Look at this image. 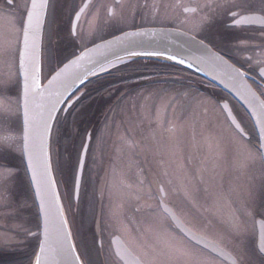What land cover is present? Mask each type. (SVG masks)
I'll list each match as a JSON object with an SVG mask.
<instances>
[{
  "label": "snow or ice",
  "instance_id": "obj_1",
  "mask_svg": "<svg viewBox=\"0 0 264 264\" xmlns=\"http://www.w3.org/2000/svg\"><path fill=\"white\" fill-rule=\"evenodd\" d=\"M61 4L62 0L0 3V217L21 220L13 228L15 235L0 234V248L21 242L16 237L24 236L35 240L34 256L27 264H93L77 254L58 191L60 182L53 173L63 172L65 164L69 167L70 207L87 183L89 154L103 156L105 144L114 135L115 158L101 191L103 196L107 190L108 204L95 218L93 245L103 248L106 231L126 235L127 240L113 242L116 264H216L220 257H227L231 264H256L258 257L264 264V231L253 249L248 228L255 216L264 218V174L259 181L246 174L257 161L264 167V91L257 95L243 83L248 72L231 63V56L226 59L223 49L209 39L224 19L230 21L226 31L258 26L260 44L232 39L231 47L252 53L243 59L252 62L250 70L264 81V0H80L63 9L66 35H57L44 58L42 29L50 17L55 23ZM138 17L142 24L173 27H140ZM125 27L135 30L123 31ZM185 27L187 31H181ZM110 30L120 34L105 39ZM173 33L182 38V49L187 46L202 53L196 57L200 65L225 69L229 80L243 83L241 95L256 116L258 143L247 140L243 123L231 114L226 138L211 133L198 138L197 125L203 130L208 123L201 120L208 113L206 107L200 111L201 105L209 101L187 90L125 91L105 109L110 115L105 116L103 127L81 128L79 121L72 122L71 135L79 138L75 155L69 153L68 160L58 161L54 168L49 137L59 133V112L70 111L64 105L75 107L74 101L79 102L69 92L81 82L80 76L95 75V67L105 71L100 61L110 65L109 55L123 62L116 51H124L128 58L166 56L184 64L183 58L162 50H133L137 37ZM68 46L78 48V54L64 55ZM45 59L51 67L50 78L45 77L43 84ZM118 91L109 93L110 101ZM157 129L174 135L158 139ZM186 129L191 130L188 140L183 137ZM228 160L245 172V178L225 189L222 179ZM169 191L180 196L189 211L171 204ZM152 199L155 205L147 202ZM224 206L229 208L226 221ZM190 212L200 220L190 218ZM33 218L35 227H26ZM214 220L226 224L225 229L210 233Z\"/></svg>",
  "mask_w": 264,
  "mask_h": 264
},
{
  "label": "rangeland",
  "instance_id": "obj_2",
  "mask_svg": "<svg viewBox=\"0 0 264 264\" xmlns=\"http://www.w3.org/2000/svg\"><path fill=\"white\" fill-rule=\"evenodd\" d=\"M76 53H75V51H73V54H76ZM129 64H131V62L126 63V64L121 65V66H126ZM121 66L114 68V69L108 71L107 73H103V74H100L97 76H104L108 73L111 74V73L115 72L118 68H120ZM97 76L91 78L90 80L97 78ZM153 78L154 79L157 78V80L159 81L158 84L154 83L153 86L149 85V84L143 85V86L137 87L134 92L140 91V90L151 91V90L161 88V87L166 88V89H172V90H175V89L187 90L193 96H195L199 99H203L205 101H209L208 103L201 105V109H200L201 112L203 111V109L205 107L208 109L207 116H202L201 120H207L208 123L203 130L199 127V125H197V127H196L197 137L199 138L201 135H208L209 133H211L213 136L222 135L226 138L230 134V133H228L229 130H228V127L226 126L227 120L225 119V116H224V114L220 108L219 102H218V100L221 99L223 96L222 91L211 86L210 84H207L206 82H204L202 80H199V82H190V81H187L186 78L178 80L177 78H174L171 76L170 77L168 76V78H165L164 76L160 77V74H157ZM163 78H165V80H166L165 83H163ZM138 80H143V79L140 78ZM145 80H148V79H145ZM134 82L135 81H133V82L130 81V82H126V84H120L119 86H115V87L110 88L108 90V93L104 94L100 98V100L102 102L103 110L105 107L108 108L109 103H111L113 101V99H114L113 97L116 95V93L114 95H112V98L110 101L109 100V93H112L114 89H118V88H119V91L125 90V88H127L128 86H130V84H132ZM88 89L89 88L86 89L82 85L81 88L79 89V91L83 92V94H85L84 92L88 91ZM131 91H132V89H130V92ZM228 99H230L231 106L234 109L235 113H237L238 117L240 119H242V121H244V122H250L248 116L245 114L243 109L233 99H231L230 97H228ZM79 105H77V106H79ZM77 106H76V108H77ZM90 108L91 109L94 108V110H95V107L93 104ZM68 112H66V114ZM66 114L65 113L62 114V115H65V118L60 119L61 123L56 126V128L59 129V133L58 134H56V133L52 134L51 139H50V141H51V146H50L51 147V158H52L54 168L56 167V164L58 161H67L68 157H69V153H72V155H74L73 151H75V145H78V143H79L78 137H73L71 135V137L67 136L64 139V136L63 137L61 136L62 135V129H63L62 128V125H63L62 122L67 119ZM106 115H110V113H106L104 110V113L101 116V120L98 123V124H100V126L98 125L99 127L97 129L103 127V125L105 124V116ZM94 120L95 119L92 118L91 122H94ZM76 121H79V126L81 128H84V125H85L84 118L78 119V120L76 119ZM71 125H72V122H71ZM120 131L122 133L123 129H121ZM115 132H116V129L113 128V133L115 134ZM147 132H148V130L145 129L146 134H147ZM156 135H157V138L159 139L161 137L167 138L171 135H174V133L165 132V131H162L160 129H157ZM190 136H191V130L186 129L185 132L183 133L184 139L188 140L190 138ZM114 138H115V136L113 135L111 138L108 139V141L104 147L103 156H101L99 153H95V155L93 153L89 154L88 160H87L88 170H86L87 183L85 185L83 193L80 196V199L75 202L76 204L74 205V207L72 205V202H71V206L69 207V201L67 198V193L69 191V188L67 186V181H68V178L70 177L69 176L70 175L69 167L67 166V164H65L63 172H61L59 169L54 171V177L60 182L58 191L61 194L62 203L64 204L66 212L70 218V227H71L72 232H73V238H74L75 244L78 248L79 253L81 252L84 259H85V257H84L85 255H84V252H83L84 249L82 248V246L85 243H83L82 238L84 237V232L86 231L85 229H87L88 225H89V227L91 225L93 226V223L91 224L92 220H94L95 217L96 218L101 217L102 210L108 204L107 190H104L103 196H101V191L104 188L105 179H107L106 173L110 171L111 162L115 158V153L112 151V147H111L112 140ZM61 143L64 146V148H62L61 150L62 151L65 150L66 154L64 153V155H62V151H61L62 158H61L60 153H59V157L57 158L56 157L57 151L54 150V147L59 151V146L61 145ZM57 146H58V148H57ZM55 159H56V161H55ZM232 163L233 162L231 160H228L225 167H224V170H223L222 184H223L224 188L227 186V184H225V181L227 180L228 177H230L232 175L231 174ZM153 170L156 171L155 166H153ZM66 201H67V204L65 203ZM33 211H35V209H33ZM7 219L9 221V227L7 228L6 227L7 225L5 226L4 224H0V234L7 233L9 235H15L13 228L16 224L21 223V220L19 218H17L15 220V222L12 223V218H7ZM11 223L13 224V227H11L12 226ZM25 226L34 228L35 227V219L33 218L31 220V223L26 224ZM92 226L89 230H92ZM214 226H216V225H214ZM217 228H219V227H217ZM112 234H113V232L106 231L103 235V242H104L105 246H107L106 248H110L109 236ZM16 239H17V241H21V242L14 243L13 245H11L9 247H3V248H10V249L14 248L15 249L18 247L21 248L22 246H25L24 248H27V247L31 248L33 241H34L33 239L25 238L24 236H17ZM87 242H86L87 245L93 244V237L89 238L87 240ZM95 245H97V244H95ZM20 256H21V254H20ZM109 259H110V257H109ZM112 259H113V256H112ZM106 260L109 261L107 258H106ZM90 261H92V260H90ZM257 261H259V259H256V262ZM108 264H112V263L108 262Z\"/></svg>",
  "mask_w": 264,
  "mask_h": 264
},
{
  "label": "flooded vegetation",
  "instance_id": "obj_3",
  "mask_svg": "<svg viewBox=\"0 0 264 264\" xmlns=\"http://www.w3.org/2000/svg\"><path fill=\"white\" fill-rule=\"evenodd\" d=\"M80 0H62V4H61V8L57 10L56 12V19H55V23L52 22L51 17L49 18L48 22H46V24L44 25V29H43V41H42V56L44 58H47V56L49 55L51 49H52V42L56 41L57 35L59 36H65L66 35V29H67V21H66V17L64 15L63 9H66L67 6L71 3H79ZM257 2H259V0H257ZM0 3H3V0H0ZM230 23V21H228L227 19H224L223 21H221L216 29L213 30V32L209 35V39L213 40L217 45H219V47L221 49H223V53H226L225 58L228 59L229 56H231V61L232 63L236 64L237 67H241V65L243 66V70L248 72L249 77L248 80L250 82V84L252 85V87L260 94L261 91H264V81L260 80V78L257 76V72L256 70H250L249 65L252 63L251 61L245 62L243 57L252 54L251 52H239L236 49L231 47V41L232 39H246L248 40L250 43L252 44H260L261 41V29L257 26V27H250V28H245L242 30H234V31H226V26ZM137 25L140 27H168L171 28L173 27V25H160V24H142L140 23V18H137ZM134 28H123V31H127V30H131ZM181 31H187V28H182ZM55 33V34H54ZM119 34V31L116 30H110V34L105 33L104 34V38H108L111 35H116ZM223 41V42H222ZM89 46V45H88ZM219 50V49H216ZM73 51H75V53L77 51H79L78 48H74L71 46H68L66 48H64V55H67L68 58L71 57L70 54H73ZM254 51V50H253ZM149 62H156V61H151L149 60ZM162 64H169L167 62H160ZM51 67L50 64H48L46 62L45 59V63L43 65V72H42V78L43 80H46L45 77L49 76V68ZM179 67V66H178ZM182 68V67H180ZM184 69V68H182ZM180 72V71H179ZM157 74H160V77L164 76L165 78H168V76L170 77H174L177 78L178 80L184 79L186 78L187 81L190 82H199V80H202L204 82H206L205 80L199 78L198 76H187L185 77V75H183V72L177 73L176 72H161V73H154V74H148V75H142V76H137L134 78H130L128 80H126L123 83H115L113 84L110 88L115 87V86H119L120 84H126V82H133L134 83L130 84V86H128L127 88H125V90H120L118 92H115L116 95L113 97V101H115L116 96H118L120 93L128 91L130 92V89H132L131 92H134L135 89L137 87L143 86V85H152L154 83L158 84V80L157 78L154 79L153 77H155ZM148 79V80H145ZM143 79V80H138V79ZM165 78H163V83L166 82ZM162 82V81H161ZM207 84H210L211 86L219 89L220 91L223 92V96L221 99L218 100L220 108L225 116V119L227 120L226 122V126L228 127V133H230V128H229V123L230 120L228 118V116L226 115L223 107L221 106V103L223 101H227L230 106H231V101L230 99H228V97H230L231 99H233L228 93H226L225 91H223L221 88H219L218 86L206 82ZM109 88V89H110ZM108 89V90H109ZM119 89V88H118ZM108 90L106 92H104V94L108 93ZM73 94V93H72ZM71 94V95H72ZM75 94V93H74ZM103 94V95H104ZM70 95V96H71ZM234 100V99H233ZM235 101V100H234ZM236 102V101H235ZM237 103V102H236ZM71 107V105H70ZM69 107V108H70ZM232 112L234 113L236 119L238 120V122H242L243 126L246 129L247 132V140L250 141L253 144L258 143V133L256 131V128L254 126V124L252 123V121L250 120L248 114L246 113V111L243 109V111L245 112V114L248 116L250 122H244L242 121V119H240L237 115V113H235L234 109L232 108ZM62 111V110H61ZM54 151V150H53ZM55 158V157H54ZM145 171L146 174L148 175L149 179H152V172L148 171L147 165H145ZM231 176L227 178V180L225 181V184H227V186L225 187V189H227L229 187V185H233L235 186L237 183H240L243 181V179L245 178V172L243 170H241L240 168H238L237 166H235L232 163V172H231ZM247 175H255L257 177V180L259 181V179L261 178L262 174H264V167L261 166L260 162L257 161L256 164L252 167H250L249 169H247ZM106 180V179H105ZM105 185V183H104ZM153 191H156L157 185L153 184L152 185ZM106 190V189H105ZM169 201L171 204H174L177 208H181L184 209L185 211H189L188 206L183 202V200L181 199L180 196L172 193L171 191H169ZM150 204L155 205L157 203V201L155 199L152 200H148L147 201ZM228 212H229V208L227 206H224L223 208V216H224V220L226 221L228 218ZM89 216V215H88ZM195 217L196 221L200 220L199 216H196L195 213H191L190 212V218L191 217ZM96 218V217H95ZM16 219L12 218V223L15 222ZM262 220H264V218H262L261 216L257 215L254 217V221H250L248 228H249V246L253 249H255L256 245L259 242V228H262V231H264V223H262ZM11 223V227H13V224ZM93 223L92 226V230H89L91 228V226L89 227V225L87 226V229H85L86 231L84 232V237L83 239V246L82 248L84 249V257L85 259H89L92 260L93 264H108V262H111L112 264H116V261L114 260V256L112 255L113 252V244H112V238L114 236H118L122 241H125L128 239V237L126 235H121L120 233H113L112 235L109 236V244H110V248H106L107 246H105L104 242H103V248L101 249L100 244L97 243V245H93V244H86L87 240L89 238L94 237L95 235V219L92 220L91 224ZM214 228L209 230L210 233L214 234L217 231H223L226 227V224H221L217 221H213ZM0 224H4L7 228L9 227V221L7 218L1 217L0 218ZM219 227V228H217ZM97 239H100L99 237H97ZM88 243V242H87ZM87 245V246H86ZM25 246H22L21 249H23ZM14 248H0V264H20L21 260L23 261V257L26 254H4L7 251L13 250ZM15 249H20V247L15 248ZM14 249V250H15ZM104 249V250H103ZM113 256V259H112ZM110 257V259H109ZM106 258L109 260L107 261ZM258 259V257L256 258ZM258 262V263H257ZM256 264H261V262L257 261ZM216 264H231V261L225 260L223 258H217L216 259Z\"/></svg>",
  "mask_w": 264,
  "mask_h": 264
},
{
  "label": "water",
  "instance_id": "obj_4",
  "mask_svg": "<svg viewBox=\"0 0 264 264\" xmlns=\"http://www.w3.org/2000/svg\"><path fill=\"white\" fill-rule=\"evenodd\" d=\"M155 28H160V27H155ZM43 29H44V26H43ZM43 29H42V41H43ZM132 30H135V29H131V30H127V31H132ZM119 34H116V35H119ZM110 38L111 37H108L106 39H110ZM135 40L137 41V44H138V46L133 49L135 51L162 50V51H165L168 54L178 55L180 58H183L185 60V63L184 64H180V63H178V61L169 60V59L166 58V56L165 57L136 56V57L128 58L125 55L124 51H116L115 52V56L121 57L123 62L119 63L117 66H114L110 70H112L114 68H117V67H119L121 65H124L126 63L132 62L134 60L147 59V60H155V61L167 62V63L175 64V65L180 66V67H182L184 69L192 71L193 73L204 77L208 81L212 82L213 84L217 85L218 87L223 89L225 92L230 94L245 109V111L248 113V115L250 116V118H251V120H252V122H253V124H254V126L256 128V131H257L258 137H259L260 133H259V128H258L257 123H256V116L253 114L252 109L249 106V104L247 103V101L241 95V92L243 91V83H247L249 86H251L253 91H256L252 87V85L250 84L248 78H246L245 82H243V83L240 82V81L233 82V81L229 80L225 69H218V68L211 67L209 65H200L198 63V61L196 60V57L202 55V53L197 51L194 48L189 49L187 46H185L182 49L181 48V44L183 43V40H182L181 37H179L178 35H176L174 33L170 34V35H155V36L137 37V38H135ZM88 47H91V45L88 46ZM41 52H42V45H41ZM76 54H78V52ZM107 61L113 62V61H116V59L114 58L113 55H109L107 57ZM106 64H108V62H105L104 60L100 61V66H104ZM189 64H192V66L189 67ZM97 70H99V67H95V68L92 69V71H94L96 73L95 75H88L87 72H84L80 76V81L81 82H78V83H76L73 86V88L71 89V92H69V96L72 93H74L80 86H82L84 83L89 81L91 78L110 71V70H105V71L97 73L96 72ZM248 77H249V75H248ZM42 82H43V84H46L47 83V79L43 80V78H42ZM80 95H81V92L77 93L75 96L78 98ZM257 95H259L258 92H257ZM221 106L223 107V109H224L226 115L228 116V118H229V114H231V117L236 119V117H235L234 113L232 112V109H231V107H230V105H229V103L227 101L222 102ZM64 107L65 108H69L70 105H65ZM63 112H65V111H63ZM50 139H51V136L49 137V152H50ZM74 200L77 201L76 199H74ZM63 206H64V204H63ZM65 216H66V219H68V221H69V227H70V218H69V216H68V214L66 212V209H65ZM70 230L72 231L71 227H70ZM261 231H262V228H259V236L261 234ZM114 241H118L119 242V241H122V240L118 236H114L112 238V244H113ZM72 242L75 244L74 238H73ZM77 254H80L79 251H78V248H77ZM221 258L230 261V259H228L227 257H221Z\"/></svg>",
  "mask_w": 264,
  "mask_h": 264
},
{
  "label": "trees",
  "instance_id": "obj_5",
  "mask_svg": "<svg viewBox=\"0 0 264 264\" xmlns=\"http://www.w3.org/2000/svg\"><path fill=\"white\" fill-rule=\"evenodd\" d=\"M176 72L180 73L183 72L185 77L191 75V76H197L196 74L187 71L185 69H182L174 64H162L160 62H149L143 59L139 60H134L131 62V64L126 65V66H121L118 68L115 72L113 73H108L104 76H97V78H94L90 81H88L83 87L88 89V91H85V94H82L79 99H77L79 102H75V107H70V111L66 114L67 119L62 122V137L64 136V139L68 136L71 137V122L74 120L82 119L84 118L85 120V127L91 128L95 127L98 128L100 124H98L101 120V116L104 113L103 107H102V102L100 98L103 96L104 92H106L113 84L115 83H123L126 80L130 78H134L137 76H142V75H148V74H154V73H161V72ZM180 71V72H179ZM201 78L200 76H198ZM203 79V78H201ZM206 82H208L206 79H203ZM80 104V105H79ZM92 104L95 107L90 108ZM79 105V106H77ZM77 106V108H76ZM60 119H64L65 115H62V113L59 114ZM92 118H94V122H91ZM99 125V126H98ZM57 126V125H56ZM68 133V134H66ZM59 145V144H58ZM58 148V146H57ZM64 148L63 144L59 146V151L54 147V150L57 151V158L59 157V153L61 155V149ZM66 154V151H62V155ZM75 155V151H73ZM61 155V158H62ZM56 161V159H55ZM55 164V163H54ZM70 176V175H69ZM69 181V178H68ZM67 181V182H68ZM67 204V201L65 202ZM74 199L72 200V205L74 207L75 205ZM73 218V217H72ZM34 248H35V240L33 241L32 247L31 248H23V249H15V250H10L7 251L4 254H26L23 257V261L21 260L20 264H27V261L33 257L34 255Z\"/></svg>",
  "mask_w": 264,
  "mask_h": 264
},
{
  "label": "bare ground",
  "instance_id": "obj_6",
  "mask_svg": "<svg viewBox=\"0 0 264 264\" xmlns=\"http://www.w3.org/2000/svg\"><path fill=\"white\" fill-rule=\"evenodd\" d=\"M123 61V60H122ZM119 63H121V62H117V60L116 61H113V62H110V65H109V63L108 64H106V65H104V66H102L105 70H110L111 68H113L114 66H117ZM97 73L98 72H102V71H100V70H97L96 71Z\"/></svg>",
  "mask_w": 264,
  "mask_h": 264
}]
</instances>
